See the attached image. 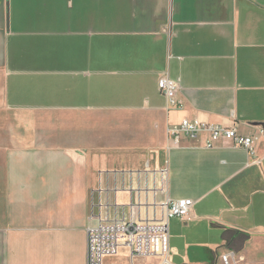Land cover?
<instances>
[{"label":"crops","instance_id":"obj_1","mask_svg":"<svg viewBox=\"0 0 264 264\" xmlns=\"http://www.w3.org/2000/svg\"><path fill=\"white\" fill-rule=\"evenodd\" d=\"M184 120L252 150L170 137ZM161 168L194 202L169 221L170 264H264V0H0V264H87L92 211L153 217Z\"/></svg>","mask_w":264,"mask_h":264},{"label":"built area","instance_id":"obj_2","mask_svg":"<svg viewBox=\"0 0 264 264\" xmlns=\"http://www.w3.org/2000/svg\"><path fill=\"white\" fill-rule=\"evenodd\" d=\"M159 92L166 98L170 107L177 105L176 94L180 89L178 80L165 75L158 79ZM200 133L207 134L206 147L211 148L218 140L232 142L234 146L252 150L253 139L237 133L235 128L214 126L205 123L184 120L174 129H169L170 137L180 136L194 138ZM150 178L145 183V190L153 193L151 206L154 215L145 219H101L93 214L87 227L86 262L87 264H104L107 257H114L120 250H127L131 262L134 259H158L161 264L169 262V221L179 218L190 219L194 202L189 199H170L168 191V169L161 168L149 172ZM220 264H243V260L234 251H226L219 256Z\"/></svg>","mask_w":264,"mask_h":264},{"label":"rangeland","instance_id":"obj_3","mask_svg":"<svg viewBox=\"0 0 264 264\" xmlns=\"http://www.w3.org/2000/svg\"><path fill=\"white\" fill-rule=\"evenodd\" d=\"M134 264H161V261L158 259H148L147 261H144V259L137 258V260L134 262Z\"/></svg>","mask_w":264,"mask_h":264},{"label":"trees","instance_id":"obj_4","mask_svg":"<svg viewBox=\"0 0 264 264\" xmlns=\"http://www.w3.org/2000/svg\"><path fill=\"white\" fill-rule=\"evenodd\" d=\"M227 238H228L227 243L229 244L231 241H230V239H229V236H227ZM244 240H245V239H244V237L242 236L241 241H240V244H241ZM237 243H238V242H237Z\"/></svg>","mask_w":264,"mask_h":264}]
</instances>
